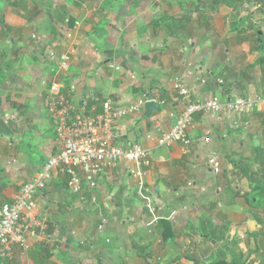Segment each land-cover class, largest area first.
<instances>
[{"label": "crops", "instance_id": "0c3cea01", "mask_svg": "<svg viewBox=\"0 0 264 264\" xmlns=\"http://www.w3.org/2000/svg\"><path fill=\"white\" fill-rule=\"evenodd\" d=\"M223 2L0 0V206L59 150L46 105L57 69L51 55L71 53L59 81L63 93L75 87L74 100L142 102L118 129L123 142L152 151L139 177L126 163L107 169L95 203L54 177L35 198L42 228L28 237V250L15 249L0 264H210L253 248L243 237L262 223L250 216L245 172L264 163V105L218 116L195 112L187 149L157 147L189 104L264 96V5L245 17L233 8L237 1ZM176 80L188 98L177 95ZM212 153L221 161L217 176L207 165ZM82 205L98 209L96 228Z\"/></svg>", "mask_w": 264, "mask_h": 264}, {"label": "built area", "instance_id": "2783aa9c", "mask_svg": "<svg viewBox=\"0 0 264 264\" xmlns=\"http://www.w3.org/2000/svg\"><path fill=\"white\" fill-rule=\"evenodd\" d=\"M50 59L56 62L57 69L47 90L46 105L59 150L47 158L31 179L22 184L12 201L0 206V258H9L15 249L28 250V237L36 235L43 225L41 220L33 216L37 207L35 198L54 177H64L67 189L82 202L88 197L90 203H95L94 192L107 169L126 163L130 166V174L139 177L142 168L149 167L151 163L152 151L137 143L123 142L118 129L119 120L138 111L142 102L118 106L110 97H106L96 105L94 98L88 95L74 100L75 87L71 85L63 93L59 81L60 74L69 67L71 53L51 55ZM174 90L182 99L190 95L181 80L174 82ZM259 103L264 105V96L254 99L235 98L225 103L214 97L201 103L189 104L180 116L174 118L172 128L161 132L157 147L169 148L178 143L187 149L190 145L187 130L195 112L210 113L212 116L224 112L236 114L248 112ZM202 142H210L209 132ZM207 165L215 176L221 173V161L216 153L207 158ZM103 230L104 223L101 222L98 232Z\"/></svg>", "mask_w": 264, "mask_h": 264}, {"label": "rangeland", "instance_id": "374dc122", "mask_svg": "<svg viewBox=\"0 0 264 264\" xmlns=\"http://www.w3.org/2000/svg\"><path fill=\"white\" fill-rule=\"evenodd\" d=\"M261 3L264 5V0H237V2L235 3V6H233V8L234 9L236 8L235 10L240 9L243 16L247 17L248 14L251 11H253L252 9H257L259 7H262ZM52 151H54V148L52 149ZM42 159H44V158H42ZM247 170L249 171V173H247L248 171L245 173H246V175H249L248 176L249 180H246V181L250 185V190H251V195L249 198H247L249 201L248 205H251L250 206V216L252 218H254L252 215V212H258L259 213V217L263 220V222L261 224L260 229H258L259 230L258 233H260V232L262 233L264 231V193H261L260 189H263V192H264V163H261V165H260V163L259 164L256 163L250 167L248 165ZM113 201H114L115 205L112 208L115 207L117 209L118 208V206L116 205L117 201L116 200H113ZM82 207L84 209L90 208V206H87V205H82ZM151 208H152V206H150L148 208L149 211H151ZM97 210L96 209L94 210L93 207H91L89 210V212H92V214L89 215V218H90L94 228H96L97 221H98V217L95 215ZM100 217H103V216H100ZM101 222H103L105 224L106 220L104 218H102L100 223ZM230 233L232 234L231 238H232V236L233 237L235 236L236 238L240 239V237L237 235V233H235V231L230 232ZM230 233H229V235H230ZM247 237H248L247 234L244 235L243 240L247 239ZM249 238H250V240L251 239L254 240L253 248H251L249 250V252L242 253L243 255H242L241 261L245 260L246 264H249V263L264 264V241L260 247V252L258 251V253L255 254L256 256H254L253 252H254L255 248L257 247L256 244H257L258 238L257 239H254L252 237H249ZM263 240H264V238H263ZM169 254H171V253H169ZM252 255L254 256L253 258H251ZM248 257H250L251 259L250 258L248 259ZM159 259L161 261V257H159ZM160 264H162V263L160 262Z\"/></svg>", "mask_w": 264, "mask_h": 264}, {"label": "trees", "instance_id": "16d2710c", "mask_svg": "<svg viewBox=\"0 0 264 264\" xmlns=\"http://www.w3.org/2000/svg\"><path fill=\"white\" fill-rule=\"evenodd\" d=\"M237 1V0H236ZM234 2V1H233ZM232 0H224L223 4H225L227 7L231 6L232 5ZM262 47H259L258 49H262L264 47V45H261ZM257 189V188H256ZM260 192L261 193H264L263 192V189H260ZM232 202V201H231ZM230 202V203H231ZM249 202V201H248ZM230 203L226 204V205H230ZM251 204V203H250ZM251 205H249L250 207ZM252 215L254 217V219L256 220L257 223L261 224L263 222V220L259 217V213L258 212H252ZM248 237H252L254 239H257V243H259L260 239H263L264 238V233L260 232V233H256V234H247ZM257 245V244H256ZM259 251V248H258V245L257 247L255 248L253 254H257ZM241 258H242V255L241 253H239L238 257L234 258L233 260H231L230 262H227V261H224V260H218V261H215V262H212L210 264H246V262H242L241 261ZM250 264V263H249Z\"/></svg>", "mask_w": 264, "mask_h": 264}, {"label": "water", "instance_id": "95a60500", "mask_svg": "<svg viewBox=\"0 0 264 264\" xmlns=\"http://www.w3.org/2000/svg\"><path fill=\"white\" fill-rule=\"evenodd\" d=\"M146 106L147 107H149V106H155V104L154 103H150V104H147Z\"/></svg>", "mask_w": 264, "mask_h": 264}]
</instances>
